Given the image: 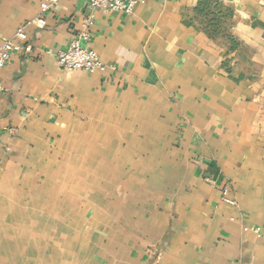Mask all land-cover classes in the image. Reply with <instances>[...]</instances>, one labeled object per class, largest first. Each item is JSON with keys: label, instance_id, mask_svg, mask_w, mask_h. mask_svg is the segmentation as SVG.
<instances>
[{"label": "crops", "instance_id": "0c3cea01", "mask_svg": "<svg viewBox=\"0 0 264 264\" xmlns=\"http://www.w3.org/2000/svg\"><path fill=\"white\" fill-rule=\"evenodd\" d=\"M39 2L0 0V264H264V0L225 2L230 74L197 0ZM91 15L103 68L60 69Z\"/></svg>", "mask_w": 264, "mask_h": 264}, {"label": "built area", "instance_id": "2783aa9c", "mask_svg": "<svg viewBox=\"0 0 264 264\" xmlns=\"http://www.w3.org/2000/svg\"><path fill=\"white\" fill-rule=\"evenodd\" d=\"M60 1L63 0H40V15L36 18V23L39 26H43L45 24L43 14L51 11ZM85 1L88 3V6L91 9L99 10L104 14L123 13L125 15H131L136 4L143 0ZM92 18L93 16L91 15L83 22L78 35L70 41L68 47L65 50L60 51L57 54L56 60L60 69L64 71H83L87 73H93L103 68V64L98 55L87 46L82 45V43L87 44L90 41ZM14 37L16 40L20 41L21 44L12 41H6L0 46V70L3 69L8 63L11 53H29L31 50V47L26 44L27 35L24 32V28H18ZM0 90H2L1 83ZM244 231H248V229L244 228ZM251 232L257 237H260L261 235V230L258 228L252 229Z\"/></svg>", "mask_w": 264, "mask_h": 264}, {"label": "trees", "instance_id": "16d2710c", "mask_svg": "<svg viewBox=\"0 0 264 264\" xmlns=\"http://www.w3.org/2000/svg\"><path fill=\"white\" fill-rule=\"evenodd\" d=\"M227 0H197L183 17L222 49L221 68L230 74L233 66L245 60L249 51L233 33V9Z\"/></svg>", "mask_w": 264, "mask_h": 264}]
</instances>
